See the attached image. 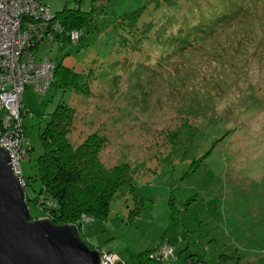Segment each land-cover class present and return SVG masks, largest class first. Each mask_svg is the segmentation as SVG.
<instances>
[{
	"label": "rangeland",
	"instance_id": "obj_1",
	"mask_svg": "<svg viewBox=\"0 0 264 264\" xmlns=\"http://www.w3.org/2000/svg\"><path fill=\"white\" fill-rule=\"evenodd\" d=\"M204 1H50L53 14L93 5L78 42L64 35L38 50L85 76L88 90L51 85L43 96L28 86L22 95L31 151L20 171L31 220L48 218L32 202L40 188L35 163L39 134L62 101L74 110L71 144L102 137L103 163L128 166L132 180L105 222L84 225L89 245L113 264H136L159 245L163 264L190 256L264 264V0H241L245 9L240 0ZM135 13L154 29L139 51L116 55V20Z\"/></svg>",
	"mask_w": 264,
	"mask_h": 264
},
{
	"label": "trees",
	"instance_id": "obj_2",
	"mask_svg": "<svg viewBox=\"0 0 264 264\" xmlns=\"http://www.w3.org/2000/svg\"><path fill=\"white\" fill-rule=\"evenodd\" d=\"M99 1L102 0H93L95 4ZM80 2L81 0H78L77 4ZM204 2L208 5L213 4L210 0ZM223 2L227 3L225 0ZM239 3L241 9H245L241 0ZM201 5H197V8L199 9ZM167 6L173 7V4L167 3ZM230 6L234 5L230 3ZM93 10V5L88 12L81 11L79 6L68 8L65 5L62 11L55 14V19L59 22L62 30V34L57 37L58 40L74 31L81 34L91 23ZM135 14L124 15L123 18L116 20L122 27V32L117 35L115 41L114 54L116 55L139 51L154 29V20L139 25L141 15ZM36 49L34 48L35 52ZM84 85H87L85 76L76 73L71 68L62 66V64L56 65L53 87L63 92L84 94L88 90L82 91ZM74 121L73 108L60 101L49 116L45 128L40 132L41 154L35 163L40 188L32 197V202L45 211L53 225L76 226L81 240L89 249L98 250L85 241L84 235H82L84 233L81 234L80 231V224L83 218L105 222L108 218L110 203L118 196L121 188L130 186L132 180L128 166L107 167L103 163L102 151L105 147V140L102 137L89 135L77 146L71 144L69 134ZM23 182L28 205L27 196L29 199L31 196L26 189L28 183L25 180ZM160 247L161 245L156 249L140 253L136 264H163L164 259L159 255ZM186 264L203 263L190 256Z\"/></svg>",
	"mask_w": 264,
	"mask_h": 264
},
{
	"label": "built area",
	"instance_id": "obj_3",
	"mask_svg": "<svg viewBox=\"0 0 264 264\" xmlns=\"http://www.w3.org/2000/svg\"><path fill=\"white\" fill-rule=\"evenodd\" d=\"M50 1L0 0V148L8 151L13 173L22 184L20 163L29 152L23 128L22 95L28 86L43 96L51 88L56 66L48 57L39 56L38 50L42 42H57L62 34ZM69 35L72 43L78 42L79 32ZM93 222L91 218H83L81 233L85 224ZM165 247L159 250L164 260ZM99 253L100 264H113L112 255Z\"/></svg>",
	"mask_w": 264,
	"mask_h": 264
},
{
	"label": "water",
	"instance_id": "obj_4",
	"mask_svg": "<svg viewBox=\"0 0 264 264\" xmlns=\"http://www.w3.org/2000/svg\"><path fill=\"white\" fill-rule=\"evenodd\" d=\"M0 148V264H100L74 225L31 220L26 192Z\"/></svg>",
	"mask_w": 264,
	"mask_h": 264
},
{
	"label": "clouds",
	"instance_id": "obj_5",
	"mask_svg": "<svg viewBox=\"0 0 264 264\" xmlns=\"http://www.w3.org/2000/svg\"><path fill=\"white\" fill-rule=\"evenodd\" d=\"M55 64V63H54ZM55 66H56V64H55ZM23 186H24V184H23ZM82 234V233H81ZM83 235V234H82ZM95 250V249H94ZM98 251V250H97ZM98 252H100V251H98Z\"/></svg>",
	"mask_w": 264,
	"mask_h": 264
}]
</instances>
